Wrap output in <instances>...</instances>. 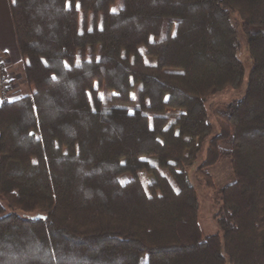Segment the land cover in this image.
I'll list each match as a JSON object with an SVG mask.
<instances>
[{
    "label": "trees",
    "instance_id": "obj_1",
    "mask_svg": "<svg viewBox=\"0 0 264 264\" xmlns=\"http://www.w3.org/2000/svg\"><path fill=\"white\" fill-rule=\"evenodd\" d=\"M10 6L30 92L0 101V264H264V0ZM244 85L213 136L207 100Z\"/></svg>",
    "mask_w": 264,
    "mask_h": 264
},
{
    "label": "rangeland",
    "instance_id": "obj_2",
    "mask_svg": "<svg viewBox=\"0 0 264 264\" xmlns=\"http://www.w3.org/2000/svg\"><path fill=\"white\" fill-rule=\"evenodd\" d=\"M242 58L245 59V66L247 72L250 70L251 63L246 60L247 56L243 53ZM4 60L0 59V101L4 99L13 100L21 95L28 94L30 92L29 86L26 80H16L2 75ZM249 60V59H248ZM24 66V65H23ZM21 69V68H20ZM23 69V68H22ZM21 71V70H20ZM19 70H15L14 74ZM24 71V70H23ZM5 72V70H4ZM245 87H241L238 90L226 89L220 93L212 95L207 100V113L213 126L212 135H216L219 131V121H225V110L227 105L234 99L241 98L245 93ZM210 173L213 176L217 190L230 184L233 181L234 174L232 166L228 161H222L216 166L210 169ZM200 201V222L201 227L205 235L214 234L217 232L214 221V212L220 207V199L216 192H210L207 189H202L199 192Z\"/></svg>",
    "mask_w": 264,
    "mask_h": 264
},
{
    "label": "crops",
    "instance_id": "obj_3",
    "mask_svg": "<svg viewBox=\"0 0 264 264\" xmlns=\"http://www.w3.org/2000/svg\"><path fill=\"white\" fill-rule=\"evenodd\" d=\"M4 60L2 75L16 80H25L24 66L16 39L10 0H0V59ZM21 68V69H20ZM23 68V69H22ZM5 70V72H4ZM15 70H21L14 74Z\"/></svg>",
    "mask_w": 264,
    "mask_h": 264
},
{
    "label": "water",
    "instance_id": "obj_4",
    "mask_svg": "<svg viewBox=\"0 0 264 264\" xmlns=\"http://www.w3.org/2000/svg\"><path fill=\"white\" fill-rule=\"evenodd\" d=\"M41 219H45V217L41 216V215H37V216H33L31 217V220L33 221H40Z\"/></svg>",
    "mask_w": 264,
    "mask_h": 264
},
{
    "label": "snow or ice",
    "instance_id": "obj_5",
    "mask_svg": "<svg viewBox=\"0 0 264 264\" xmlns=\"http://www.w3.org/2000/svg\"><path fill=\"white\" fill-rule=\"evenodd\" d=\"M69 6H71V5L69 4Z\"/></svg>",
    "mask_w": 264,
    "mask_h": 264
}]
</instances>
